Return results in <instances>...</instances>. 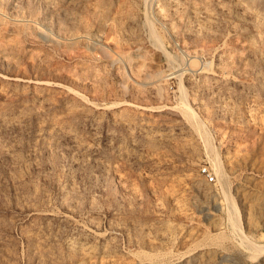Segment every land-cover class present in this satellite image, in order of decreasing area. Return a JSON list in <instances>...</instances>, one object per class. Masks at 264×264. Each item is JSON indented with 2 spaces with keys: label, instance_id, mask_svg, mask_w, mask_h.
Listing matches in <instances>:
<instances>
[{
  "label": "rangeland",
  "instance_id": "1",
  "mask_svg": "<svg viewBox=\"0 0 264 264\" xmlns=\"http://www.w3.org/2000/svg\"><path fill=\"white\" fill-rule=\"evenodd\" d=\"M0 264H264V0H0Z\"/></svg>",
  "mask_w": 264,
  "mask_h": 264
},
{
  "label": "built area",
  "instance_id": "2",
  "mask_svg": "<svg viewBox=\"0 0 264 264\" xmlns=\"http://www.w3.org/2000/svg\"><path fill=\"white\" fill-rule=\"evenodd\" d=\"M201 174L206 176L208 182L213 183L215 181V177L213 176V174L211 172H209V170L207 168H203L201 170Z\"/></svg>",
  "mask_w": 264,
  "mask_h": 264
}]
</instances>
